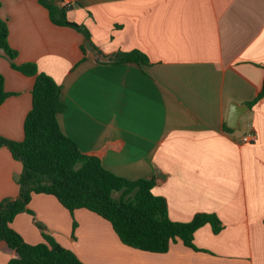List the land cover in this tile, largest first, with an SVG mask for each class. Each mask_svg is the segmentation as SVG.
I'll list each match as a JSON object with an SVG mask.
<instances>
[{
	"label": "crops",
	"instance_id": "1",
	"mask_svg": "<svg viewBox=\"0 0 264 264\" xmlns=\"http://www.w3.org/2000/svg\"><path fill=\"white\" fill-rule=\"evenodd\" d=\"M17 64L34 62L62 86V132L84 153L102 152L105 169L129 180L153 179L169 218L190 222L215 213L223 228L195 233L166 253L126 246L111 223L85 208L72 215L56 197L33 194L12 227L29 244L45 233L84 264H264V0H48L68 7L93 44L110 56L139 50L148 64L85 60L84 36L51 21L38 0H0ZM11 93L0 105V136L23 141L35 79L0 55ZM234 106L237 128L227 131ZM247 129L239 132L241 120ZM253 132L254 143L241 138ZM23 165L0 147V202L19 195ZM77 223L74 230L73 224ZM16 252L0 242V264Z\"/></svg>",
	"mask_w": 264,
	"mask_h": 264
},
{
	"label": "trees",
	"instance_id": "2",
	"mask_svg": "<svg viewBox=\"0 0 264 264\" xmlns=\"http://www.w3.org/2000/svg\"><path fill=\"white\" fill-rule=\"evenodd\" d=\"M38 2L48 10L54 24L71 27L81 33L85 41L89 40L104 62L149 63L148 57L139 50L103 55L93 44L89 29L69 20L66 7L48 0ZM1 5L0 1V8ZM81 50L83 61L88 53L84 45ZM0 55L8 58L13 69L35 79L31 90L32 107L24 121L23 141L0 136V147L8 148L23 165L19 195L0 202V242H5L17 254L8 264H84L73 251L45 233V227L40 223L37 225L43 231L44 241L38 244L27 243L12 227L18 214L28 212L33 215L28 208L33 194L56 197L72 215L81 208L94 212L111 223L123 244L153 253H166L171 244L179 240L186 247L199 251L195 245L197 230L207 224L214 233L222 230V222L215 213H198L186 223L172 221L165 198L153 192V179L129 180L105 169L102 152L120 150V142L108 144L101 152H82L59 125L58 115L67 109L61 98L62 86L50 75L39 71L36 63H16L18 52L9 44L8 23L1 17ZM4 83V77L0 75V105L11 95L5 91ZM263 97L264 83L259 95L247 103L249 108ZM225 129L233 130L228 126ZM76 226L74 222V230Z\"/></svg>",
	"mask_w": 264,
	"mask_h": 264
},
{
	"label": "water",
	"instance_id": "3",
	"mask_svg": "<svg viewBox=\"0 0 264 264\" xmlns=\"http://www.w3.org/2000/svg\"><path fill=\"white\" fill-rule=\"evenodd\" d=\"M72 7L71 6H68L66 7V10L68 9H71ZM84 46L87 50V52L94 58H103L101 56V54L98 52V50L92 45V43L87 40L85 41L84 43ZM240 108L242 107H237V106H234L233 108H231V112H230V115H229V122H228V127L231 128V129H236L237 128V121L239 120V117H240ZM245 108H249L248 105L245 106Z\"/></svg>",
	"mask_w": 264,
	"mask_h": 264
},
{
	"label": "built area",
	"instance_id": "4",
	"mask_svg": "<svg viewBox=\"0 0 264 264\" xmlns=\"http://www.w3.org/2000/svg\"><path fill=\"white\" fill-rule=\"evenodd\" d=\"M257 140V135L253 132H249L241 138L243 143H254Z\"/></svg>",
	"mask_w": 264,
	"mask_h": 264
},
{
	"label": "rangeland",
	"instance_id": "5",
	"mask_svg": "<svg viewBox=\"0 0 264 264\" xmlns=\"http://www.w3.org/2000/svg\"><path fill=\"white\" fill-rule=\"evenodd\" d=\"M246 119L245 118H243L242 120H241V127H240V129H239V132H243V131H245L246 129H247V127H246Z\"/></svg>",
	"mask_w": 264,
	"mask_h": 264
}]
</instances>
